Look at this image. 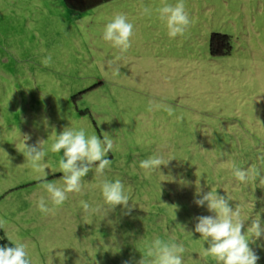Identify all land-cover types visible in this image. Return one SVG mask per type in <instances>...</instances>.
Masks as SVG:
<instances>
[{
  "label": "rangeland",
  "instance_id": "rangeland-1",
  "mask_svg": "<svg viewBox=\"0 0 264 264\" xmlns=\"http://www.w3.org/2000/svg\"><path fill=\"white\" fill-rule=\"evenodd\" d=\"M176 2L110 0L77 11L63 0H0V218L32 264H138L143 254L151 264L157 237L183 243V264H216L195 232L196 217L215 215L194 202L196 172L203 192L240 206L264 264V234L247 232L252 219L264 225V0H184L194 22L172 39L156 9ZM117 13L134 24L125 53L103 39ZM214 32L229 35L228 54L210 53ZM65 127L108 132L114 150L110 168L99 175L93 165L81 192L54 207L21 151L45 140L47 179L63 186V173H52L63 150L50 146ZM154 154L171 160L146 174L140 162ZM233 166L253 169L251 178L236 180ZM116 179L135 202L130 214L104 201L102 182ZM41 197L52 212L38 209Z\"/></svg>",
  "mask_w": 264,
  "mask_h": 264
},
{
  "label": "clouds",
  "instance_id": "clouds-1",
  "mask_svg": "<svg viewBox=\"0 0 264 264\" xmlns=\"http://www.w3.org/2000/svg\"><path fill=\"white\" fill-rule=\"evenodd\" d=\"M156 11L159 18L166 24L169 38L182 36L190 25L194 22L188 11L184 0H177L175 4L164 3ZM142 14L151 15V9L145 7ZM134 36V24L129 21L126 14L117 13L110 19L103 29V39L110 42L114 48L121 53L127 52L132 46ZM120 57L108 62V67L118 61ZM41 63L48 67L51 65V55L45 57ZM66 98V97H65ZM149 104V111L152 110ZM169 115L172 109H168ZM125 123H127L125 121ZM45 140L39 139L33 145L25 144L23 151L18 147L32 168L42 175L37 176L38 180H43L42 187L48 192L49 199L54 207L61 206L67 199L69 193H79L82 190L81 180L85 177L93 165H96L95 172L102 175L106 168H110L112 161L108 159V153L114 150V141L108 132L103 133V139L94 132L87 134L84 128L75 129L65 127L62 132L55 136L54 142L50 146L53 153L63 155L59 160L58 168L52 169V173L62 172L63 186H58L55 181L47 179L46 166L42 163L46 156L44 148ZM173 159V158H172ZM264 162V156L260 157ZM171 159L165 161L159 155H152L140 162V167L146 170L160 169L161 165H167ZM253 169H242L233 166V175L240 182H247L252 175ZM196 199L195 203L199 206L207 205L209 212L215 215H201L196 217L198 221L195 225V232L200 233L201 237L207 242L208 247L204 250V255L214 258L216 264H257L259 256L249 246V239L246 238L244 221L241 219V208L238 205L235 210L229 205L232 197L227 194L221 195L217 191L203 192L200 187V179L196 172ZM264 186V179L260 180ZM102 196L107 205L115 209L117 205H123L126 209L125 214H130L135 202L129 205V195L125 191L124 184L120 179L115 181L104 180L101 185ZM85 212H88L90 205L85 201H80ZM38 209L45 214L52 212L53 208L46 205L45 198L41 197L37 203ZM142 208V207H141ZM98 210V209H97ZM146 210V209H144ZM147 211V210H146ZM6 221L0 218V228L6 230L9 241L14 246H0V264H32V260L27 251V245L14 239L8 234L5 227ZM247 232L259 239L264 234V225L259 219H252ZM186 251L183 243L166 242L159 237L154 239L148 248L147 256L153 257L151 264H183L182 254ZM127 264V262H125ZM138 264H147L146 257Z\"/></svg>",
  "mask_w": 264,
  "mask_h": 264
},
{
  "label": "trees",
  "instance_id": "trees-1",
  "mask_svg": "<svg viewBox=\"0 0 264 264\" xmlns=\"http://www.w3.org/2000/svg\"><path fill=\"white\" fill-rule=\"evenodd\" d=\"M106 1L110 0H63L68 8L77 11H85L94 8ZM209 44L210 53L214 56L225 55L231 51L230 37L227 34L217 32L211 33ZM3 245L14 246L0 229V246Z\"/></svg>",
  "mask_w": 264,
  "mask_h": 264
}]
</instances>
